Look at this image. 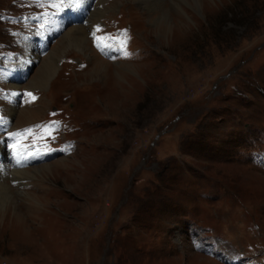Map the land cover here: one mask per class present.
<instances>
[{
  "label": "rangeland",
  "instance_id": "obj_1",
  "mask_svg": "<svg viewBox=\"0 0 264 264\" xmlns=\"http://www.w3.org/2000/svg\"><path fill=\"white\" fill-rule=\"evenodd\" d=\"M31 1L0 0V176L17 205H0V264H264V0H38L15 41ZM102 24L124 27L128 56L96 46ZM26 140L74 143L31 158ZM42 164L38 181L12 175Z\"/></svg>",
  "mask_w": 264,
  "mask_h": 264
},
{
  "label": "bare ground",
  "instance_id": "obj_2",
  "mask_svg": "<svg viewBox=\"0 0 264 264\" xmlns=\"http://www.w3.org/2000/svg\"><path fill=\"white\" fill-rule=\"evenodd\" d=\"M120 1V0H119ZM131 1H141L142 3L146 4L147 7H151V5H153L151 3V0H131ZM153 1V0H152ZM155 1V0H154ZM140 2V3H141ZM101 3V2H100ZM104 3V2H103ZM117 3V2H116ZM98 4V3H97ZM115 5V4H114ZM176 5V4H175ZM111 11V10H110ZM98 15V13H95ZM94 14V15H95ZM163 15V14H162ZM100 16V15H99ZM90 19V18H89ZM96 19V18H95ZM94 19V20H95ZM161 19V18H160ZM93 20V19H92ZM86 22V21H85ZM92 23V22H91ZM85 28V27H84ZM78 29V28H77ZM72 31V29L69 31V33ZM84 31V30H83ZM76 32V31H75ZM74 32V34H75ZM81 32V31H80ZM77 33V32H76ZM86 33V32H84ZM65 34V33H64ZM82 34V33H81ZM81 36V35H80ZM72 38V37H71ZM79 38V37H78ZM73 39V38H72ZM71 39V40H72ZM87 39V38H86ZM77 42L73 43L77 48H81L83 46V39H79V40H76ZM71 43V42H70ZM69 43V44H70ZM70 46V45H69ZM86 46V45H85ZM32 48V47H31ZM85 51V50H84ZM53 56H55L53 54ZM53 56H49L48 59L44 60V64L42 66V68L40 69V72L36 75V77L34 78V80L31 79V81L29 82L30 85H34V86H38L41 85V86H45V84L47 83L48 79L50 78L51 74L54 72L55 70V67H54V57ZM99 62H103V60L101 59H98ZM57 62V61H56ZM98 62V63H99ZM105 63V62H104ZM103 64V63H102ZM41 66V65H40ZM39 66V67H40ZM96 69V66L94 65L92 67V71H95ZM89 72V70H88ZM12 108V107H11ZM31 111V110H30ZM29 111V112H30ZM22 113V112H21ZM23 113H28V111H24ZM30 114V113H29ZM3 149V148H2ZM0 150H1V141H0ZM3 168V167H2ZM5 168V167H4ZM73 169V168H72ZM53 170V168L51 166H49V164H42L38 167H30L28 170H26L25 172L22 170V168H15V170H12V175H18V176H24L26 175L27 177H37V175H41V174H44V173H47V172H51ZM70 169H66L67 172L69 173H73V174H76V172L78 171L77 168H74L73 171H69ZM6 173V172H4ZM5 180V178H3ZM20 179V178H19ZM22 179V178H21ZM20 179V180H21ZM37 180V179H36ZM38 181V180H37ZM44 181V179H43ZM40 182V183H43ZM22 183V182H21ZM34 184V183H33ZM11 193V191H9V188H7L6 186V183H4L2 181V178L0 176V205H6V206H13V207H16L14 205V202H12V197L11 195H9ZM12 194V193H11ZM35 195V194H34ZM27 196H29V198H35L34 196H32L31 194H28ZM32 202V201H31ZM31 204V203H30ZM7 213V212H6ZM6 213H4L3 215L1 214L0 217H4L6 216ZM13 218L15 217H20V212L16 210V208H14V211H13Z\"/></svg>",
  "mask_w": 264,
  "mask_h": 264
},
{
  "label": "snow or ice",
  "instance_id": "obj_3",
  "mask_svg": "<svg viewBox=\"0 0 264 264\" xmlns=\"http://www.w3.org/2000/svg\"><path fill=\"white\" fill-rule=\"evenodd\" d=\"M70 2H73V0H70ZM74 2L78 4L79 0H74ZM61 3H63V0H61ZM52 6L58 8L59 4H53ZM42 27H43V25H42ZM99 31H101V29L99 28V26H97L96 31L93 32V34H92L94 37V41L96 42V46L98 48L111 47V45L106 43V41L108 39H119V38H111V37H107V36H97L96 32H99ZM124 37H125L124 39H119V45H120L119 50L123 52L124 56H128L129 53L126 50V46H127L126 33L124 34ZM27 95L30 96L33 100L36 99V97L33 96L32 93H27ZM37 127H41V126L37 125ZM43 130H44L46 135L51 136L52 132L54 131V128H53V125L50 124V125L43 126ZM31 133H32V129L29 128V129H25L24 133L16 132V133H11L10 135H12L14 137H20L21 139H25L26 138L25 134L30 135ZM38 139H42V137H38ZM11 147H13V149H18L19 147H21V145L19 143H15ZM24 147H27V146H24ZM45 148H47V145H45ZM40 154H41V151L39 148H37L35 152H31V151L28 152V156H38ZM16 155L20 156L21 153L17 151Z\"/></svg>",
  "mask_w": 264,
  "mask_h": 264
}]
</instances>
